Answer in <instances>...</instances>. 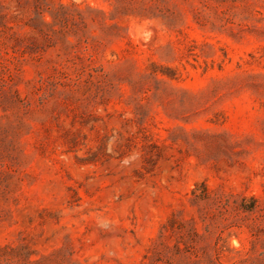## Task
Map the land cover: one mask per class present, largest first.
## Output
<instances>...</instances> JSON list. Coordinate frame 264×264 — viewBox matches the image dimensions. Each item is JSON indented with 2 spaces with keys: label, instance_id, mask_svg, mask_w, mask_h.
Returning a JSON list of instances; mask_svg holds the SVG:
<instances>
[{
  "label": "rangeland",
  "instance_id": "1",
  "mask_svg": "<svg viewBox=\"0 0 264 264\" xmlns=\"http://www.w3.org/2000/svg\"><path fill=\"white\" fill-rule=\"evenodd\" d=\"M0 264H264V0H0Z\"/></svg>",
  "mask_w": 264,
  "mask_h": 264
}]
</instances>
